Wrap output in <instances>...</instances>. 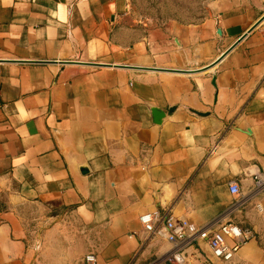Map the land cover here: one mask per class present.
I'll return each mask as SVG.
<instances>
[{
    "label": "crops",
    "instance_id": "1",
    "mask_svg": "<svg viewBox=\"0 0 264 264\" xmlns=\"http://www.w3.org/2000/svg\"><path fill=\"white\" fill-rule=\"evenodd\" d=\"M132 9L0 0V264H40L47 222L52 246L81 230L97 264H225L209 238L231 222L254 236L235 263L264 264V0H220L192 25ZM153 212L200 233L151 235Z\"/></svg>",
    "mask_w": 264,
    "mask_h": 264
},
{
    "label": "rangeland",
    "instance_id": "2",
    "mask_svg": "<svg viewBox=\"0 0 264 264\" xmlns=\"http://www.w3.org/2000/svg\"><path fill=\"white\" fill-rule=\"evenodd\" d=\"M220 0H132V13L138 19L148 20L155 26H162L170 22L183 25L200 23L207 19L212 12L213 5ZM224 1V0H222ZM35 214L38 210L31 209ZM51 226L49 222L35 230L41 241L37 250L40 264H83L85 258V245L81 240V230L72 225L67 231L59 235L63 238L64 246H52L46 234ZM69 237L71 242L66 243Z\"/></svg>",
    "mask_w": 264,
    "mask_h": 264
},
{
    "label": "built area",
    "instance_id": "3",
    "mask_svg": "<svg viewBox=\"0 0 264 264\" xmlns=\"http://www.w3.org/2000/svg\"><path fill=\"white\" fill-rule=\"evenodd\" d=\"M262 189H264V178L257 175L256 191L259 192ZM231 192L234 195H240V189L235 184L231 187ZM140 221L145 227V231L151 235L157 234L161 228H165L167 240L173 244L191 243L200 233V229L188 220H177L173 215H164L160 212L144 214ZM253 238L250 231L243 230L231 222L223 223L210 236L209 246L215 258L225 264H236L235 260L240 250ZM97 263V257L93 253L88 254L83 261V264Z\"/></svg>",
    "mask_w": 264,
    "mask_h": 264
},
{
    "label": "water",
    "instance_id": "4",
    "mask_svg": "<svg viewBox=\"0 0 264 264\" xmlns=\"http://www.w3.org/2000/svg\"><path fill=\"white\" fill-rule=\"evenodd\" d=\"M264 21V16L259 20V22L253 27V29L252 30H254L255 28H257L262 22ZM219 34H220V32H219ZM244 38H242V39H240L239 40V42H241L242 40H243ZM239 42H237V44L239 43ZM235 46L236 45H234L233 47H231L227 52H225L222 56H221V58L218 60V61H220L221 59H223L225 56H227L234 48H235ZM174 72H178V71H174ZM179 73H186V72H179ZM164 113H161V112H159V111H157V110H155L154 111V117H155V121H156V123H160L161 122V120L163 119V117H164ZM83 173H87V170H85V169H83Z\"/></svg>",
    "mask_w": 264,
    "mask_h": 264
},
{
    "label": "bare ground",
    "instance_id": "5",
    "mask_svg": "<svg viewBox=\"0 0 264 264\" xmlns=\"http://www.w3.org/2000/svg\"><path fill=\"white\" fill-rule=\"evenodd\" d=\"M196 73V72H195Z\"/></svg>",
    "mask_w": 264,
    "mask_h": 264
}]
</instances>
